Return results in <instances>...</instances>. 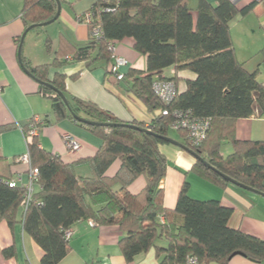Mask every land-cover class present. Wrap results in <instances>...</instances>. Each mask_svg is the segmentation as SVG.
I'll use <instances>...</instances> for the list:
<instances>
[{"label": "trees", "instance_id": "obj_1", "mask_svg": "<svg viewBox=\"0 0 264 264\" xmlns=\"http://www.w3.org/2000/svg\"><path fill=\"white\" fill-rule=\"evenodd\" d=\"M259 2L264 0H253L244 6L232 0H217V4L199 0L195 19L187 0H95L88 9L93 10L94 19L88 25L87 43L76 45L62 37L54 60L48 64L34 66L22 56L23 69L40 81V93L51 101L53 121L71 119L102 139L94 156L66 163L61 156L42 148L38 136H28L29 125L23 127L30 166L38 169L35 185L40 187L34 188L26 208L22 205L25 186L17 183L11 187L12 178L0 174V222L6 220L14 227L20 217L24 231L44 250L41 264H58L68 255L71 238L67 239L65 232L79 220L93 221L94 226H118L123 232L119 248L129 263L152 249L160 264H191L190 258L196 259L195 264H228L237 254L264 263V239L231 227L233 209L220 200L192 198L189 183L185 182L176 207L165 206L160 183L169 162L159 148V144H171L161 136L177 132L182 137L180 141L200 156L193 155L191 172L225 188L233 183L220 174L223 173L264 193V140H242L236 136L239 119L264 117V85L258 80V69L249 71L238 59L230 25ZM57 10L56 0H24L22 19L26 28L40 27L53 19ZM96 26L102 30L100 38L91 35ZM129 37L135 41V50L146 56L147 68L130 69L123 80L153 113L149 126L135 120L124 122L96 103L71 95L65 74L56 73L53 79L49 78L51 68L73 61L85 62L88 69L106 62L110 64L107 74L111 76L113 54L109 44ZM50 43L46 38L48 49ZM168 68H174V76L165 74ZM183 70L196 77L187 79L186 90L180 92L178 74ZM156 80L175 83L177 95L170 104L155 93ZM45 83L63 93L69 106ZM165 108L169 115L162 114ZM177 109L196 118L210 119L201 144H192L186 130L171 129ZM76 116L108 124H133L156 135L122 126L91 125ZM45 121L51 123L48 118ZM6 128L0 127V132ZM227 144L232 151L224 154ZM115 160H120L121 166L109 176L107 170ZM80 164L90 167L91 176L76 174L75 168ZM141 175L145 176L146 185L133 194L128 188ZM1 251L10 258L16 248Z\"/></svg>", "mask_w": 264, "mask_h": 264}, {"label": "crops", "instance_id": "obj_2", "mask_svg": "<svg viewBox=\"0 0 264 264\" xmlns=\"http://www.w3.org/2000/svg\"><path fill=\"white\" fill-rule=\"evenodd\" d=\"M208 1L217 4V0ZM252 1L239 2L240 6H244ZM198 2L199 0H187L195 19ZM23 3L24 0H0V127H7L0 132V174L16 179L20 186H25L30 181V165L19 160V157L27 153V139L23 127L29 125L33 116L38 115L44 121L46 118L50 120L51 123L45 121L41 127L38 140L42 148L61 156L66 163L92 157L102 145L100 136L71 119L54 122L51 101L40 93L39 82L23 69L19 59V45L26 30L22 19ZM90 7L87 0H62L61 14L51 23L53 28H46L44 41L35 42L27 36L21 56L34 66L48 64L54 60L62 37L76 45L87 43L90 38L89 27L77 21V16ZM230 25L238 59L249 71L258 69V80L264 85V2L257 3L252 11L244 17L234 19ZM46 38L51 42L48 50L44 46ZM134 43V39L130 37L116 43L117 53L128 60V64L121 68L124 74L130 69L147 68L146 56L135 50ZM109 65L101 62L93 69H88L85 62L73 61L61 68H51L49 78L53 79L56 73L65 74L67 90L71 95L96 103L124 122L135 120L149 126L153 113L139 97L128 90V81L117 80L107 74ZM75 74H79L78 77L72 78ZM165 74L174 76V68H168ZM178 75L181 78L178 83L180 92L186 90L187 79L196 77L188 70L180 71ZM65 134H71L82 142L79 151H69L64 141ZM236 136L242 140H264V117L255 115L239 119ZM159 148L169 162L167 174L160 183L165 193L166 207H176L180 191L184 183L188 182L189 195L192 198L220 200L223 205L233 209L229 222L231 227L264 239V196L237 187L236 184L225 188L212 184L191 172L195 163L192 154L169 143L159 144ZM231 151V145L227 144L223 153L228 154ZM120 166L121 161L115 160L108 168L107 175H115ZM75 171L78 176L92 174L87 164L77 165ZM145 185L146 178L141 175L128 189L136 194ZM34 188L38 190L40 187L36 184ZM72 229L70 252L58 264H160L154 249L137 255L130 263L127 262L119 248L123 232L118 226H91L88 220H79ZM161 243L163 241L159 242ZM11 246H15L16 252L13 257L7 258L1 250ZM43 255L41 246L24 231L20 217L14 227L6 220L0 222V264H41ZM228 264L264 263L237 254Z\"/></svg>", "mask_w": 264, "mask_h": 264}, {"label": "built area", "instance_id": "obj_3", "mask_svg": "<svg viewBox=\"0 0 264 264\" xmlns=\"http://www.w3.org/2000/svg\"><path fill=\"white\" fill-rule=\"evenodd\" d=\"M95 0H92L94 2ZM233 2H239L240 0H232ZM111 8H106V11H112ZM94 19V12L93 10H88L80 15L77 16V21L81 23H85L89 25L93 22ZM91 35L97 38H100L102 36V30L100 26H96L91 31ZM110 50L112 51V58L113 62L111 64V72L114 77H116L117 80H123L125 78V74L121 71V68L123 66H126L128 64V60L119 55L116 51V43H110L109 44ZM153 89L155 93L159 96L161 101H163L165 104H170L177 95V88L173 81L168 80H156L153 83ZM162 114L169 115V109L165 108L162 110ZM173 117L175 118L174 122L171 125L172 130H179L183 129L186 130L187 135L189 137V140L194 145L201 144L206 136L207 132L210 127V119L209 118H196L193 115H191L189 112L184 113L181 110H175L173 113ZM44 125V119H42L40 116L35 115L31 119L29 123V130L27 132L28 136H38L41 127ZM64 141L69 149L70 152H77L82 147V142L75 138L71 134H65L64 135ZM19 160H21L24 163H27L30 165V156L27 151L26 154L19 157ZM30 181L28 184L25 185V197L22 202L23 207H27L29 203L32 200L33 192H34V185L37 180L38 176V169L31 168L30 166ZM11 187H14L17 185V180L12 179L9 182ZM163 220V218H161ZM89 224L91 226H94L93 221H89ZM65 236L67 239L72 238L73 236V229H69L65 232ZM189 262L191 264L197 263L196 259L190 258Z\"/></svg>", "mask_w": 264, "mask_h": 264}, {"label": "water", "instance_id": "obj_4", "mask_svg": "<svg viewBox=\"0 0 264 264\" xmlns=\"http://www.w3.org/2000/svg\"><path fill=\"white\" fill-rule=\"evenodd\" d=\"M57 1V4H58V10H57V14L56 16L49 20V21H46L44 23H41L42 26L44 25H49L53 22H55L60 14H61V10H62V2L61 0H56ZM36 25H31L29 26L28 28H26V30L24 31L22 37H21V41H20V45H19V59L21 61L22 59V56H21V51H22V47H23V43H24V40H25V37L26 35L28 34V32L33 29ZM30 74V73H28ZM38 82H40L39 80H37ZM47 86L53 88L52 84L50 83H45ZM53 90L55 92H57L63 99V101L68 105V101H67V98L65 97V95H63V93H61L60 91H58L56 88H53ZM69 106V105H68ZM76 118L83 122V123H87V124H91V125H115V126H122V127H127V128H132V129H136V130H139V131H142V132H146V133H149V134H153V135H156L154 132H152L150 129L148 128H142V127H139V126H136V125H133V124H126V123H115V124H108V123H101V122H96V121H92V120H89V119H86V118H83V117H80V116H76ZM162 139L170 142L171 144H174L176 146H179L185 150H187L188 152H190L192 155H194L196 158H200V156L198 154H196L192 149H190L187 145H185L184 143L182 142H179L178 140L172 138L171 136H161ZM220 173V172H219ZM222 176L228 178L233 184H236L244 189H247V190H250L252 192H256L262 196H264V193L263 192H260V191H257L256 189H253V188H250L244 184H241V183H238L237 181L227 177L226 175H224L223 173H220Z\"/></svg>", "mask_w": 264, "mask_h": 264}, {"label": "rangeland", "instance_id": "obj_5", "mask_svg": "<svg viewBox=\"0 0 264 264\" xmlns=\"http://www.w3.org/2000/svg\"><path fill=\"white\" fill-rule=\"evenodd\" d=\"M87 2H89L90 6L92 5V0H87ZM53 24L48 25V26H40V27H36L35 29L29 31V33L26 35L24 42L26 41V38L28 36L29 40H31V38L34 39L35 42L40 41L41 43L44 41L43 40V36L45 33L46 28H53L51 27ZM24 46V44H23ZM45 49L48 50L46 44L44 43ZM171 137L177 139V140H182V137L180 135H178L175 132H171L170 134ZM180 142V141H179ZM176 146V145H175ZM179 147V146H178ZM185 150V149H184ZM185 152H188L187 150H185ZM190 153V152H188ZM191 154V153H190Z\"/></svg>", "mask_w": 264, "mask_h": 264}]
</instances>
